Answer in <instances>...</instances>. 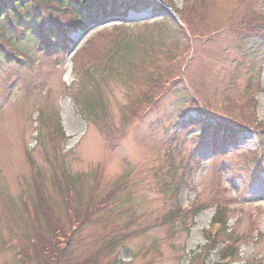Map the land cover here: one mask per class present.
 <instances>
[{
  "label": "rangeland",
  "instance_id": "374dc122",
  "mask_svg": "<svg viewBox=\"0 0 264 264\" xmlns=\"http://www.w3.org/2000/svg\"><path fill=\"white\" fill-rule=\"evenodd\" d=\"M160 2L101 17L62 53L0 37V264H55L61 248L59 264H264V0ZM115 47L126 60L105 58ZM205 123L238 129L226 151L203 144ZM36 191L51 229L32 222Z\"/></svg>",
  "mask_w": 264,
  "mask_h": 264
},
{
  "label": "trees",
  "instance_id": "16d2710c",
  "mask_svg": "<svg viewBox=\"0 0 264 264\" xmlns=\"http://www.w3.org/2000/svg\"><path fill=\"white\" fill-rule=\"evenodd\" d=\"M160 1L162 0H0V37L6 42L7 46L12 42H14V45H19L20 42L27 41L28 43H33L37 49H42L46 53H62V51H65V46L69 45V41L72 40L69 36L72 32L80 31L89 24H93V22L100 19L101 15L114 17V15L121 14L122 11H127L129 9L145 12L146 9L152 6L153 8L159 6L158 8L164 9ZM64 16L68 17V19L65 20ZM170 20H173V18ZM167 21L168 18L165 22ZM155 26H162L164 29L163 22L157 21L155 22ZM164 34L167 35L165 29ZM125 47L124 51H126L129 46ZM16 49L23 55L29 54L27 50L18 49L17 47ZM3 55L4 51L0 47V61ZM118 55L124 57L120 50L118 51V47H115V49L108 51L105 58L111 60L114 59V57H118ZM84 71L88 73L87 68H85ZM165 92L164 88L161 87V81L159 82L156 80L153 81L149 91L145 92L144 95L146 99L154 102L157 100V97L163 96ZM86 106L90 108L89 105ZM195 120L204 121L201 117L195 118ZM198 127L202 131V138L204 140H206V137L210 134V144L212 143V148L217 152L223 151L220 149L221 145L227 141L232 142L237 137L238 129L236 130L228 124L215 127V130L210 128L211 126H209V123H205L204 125L200 124ZM36 201L39 202L37 206L38 209H36L37 215L32 222L38 221L41 227L44 226V224L46 225V221H49L48 223L51 225V229L54 223L49 214L51 208L48 206L49 200L43 202L37 196ZM66 205L69 206L68 203H66ZM171 217H174V214H172ZM68 219L70 222L72 221V218ZM86 219L88 220L89 218ZM23 222V235H25L26 239L30 242V240L33 239V233L30 229L32 223L30 224L28 219L23 220ZM76 222L79 225L82 223L81 219H74L73 228H76ZM77 229L78 228L74 230ZM59 230H61V228L57 229V231ZM115 235L116 234L108 237L100 236L97 239L98 246L96 249L102 252L103 248H112L113 244L118 243V239H116ZM45 237V234H41L39 241L46 240ZM38 242H36L35 247L38 245ZM54 243L56 242L54 241ZM24 250L25 246H22V251ZM65 251L64 248H61L59 250L60 253L54 256L58 260L54 262L55 264L61 260L60 256H62ZM49 254L44 253L43 259L48 258ZM23 260H27V258L24 257ZM85 260H87V258H85Z\"/></svg>",
  "mask_w": 264,
  "mask_h": 264
}]
</instances>
